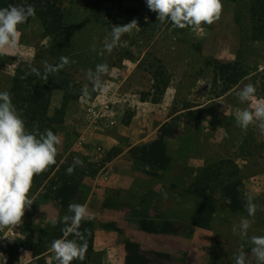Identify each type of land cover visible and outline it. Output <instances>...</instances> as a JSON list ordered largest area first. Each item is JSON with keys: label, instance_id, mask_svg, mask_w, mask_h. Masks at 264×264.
Wrapping results in <instances>:
<instances>
[{"label": "rangeland", "instance_id": "obj_1", "mask_svg": "<svg viewBox=\"0 0 264 264\" xmlns=\"http://www.w3.org/2000/svg\"><path fill=\"white\" fill-rule=\"evenodd\" d=\"M254 2L222 0L213 24L177 28L159 22L145 0H57L51 2L59 9L57 23L46 7L18 25L17 46L0 53V91L9 92L27 131L50 129L60 144L56 162L32 178L33 203L22 224L0 231V264H58L51 243L62 238L68 205H85L96 177L118 156L137 177L136 220L152 203L157 215L180 227L213 210L220 224L246 218L257 226L254 235L264 236V131L255 124L243 131L236 123V113L264 101V39L252 27ZM132 21L118 47L98 55L113 26ZM61 57L70 63L45 79L43 65H59ZM103 63L109 72L96 73ZM89 69L108 91L93 89ZM247 84L256 93L241 103L237 93ZM74 158L83 166L69 175ZM249 192L254 217L247 215ZM91 225H80L87 252L72 264L103 263ZM144 261L172 263L155 255Z\"/></svg>", "mask_w": 264, "mask_h": 264}, {"label": "clouds", "instance_id": "obj_2", "mask_svg": "<svg viewBox=\"0 0 264 264\" xmlns=\"http://www.w3.org/2000/svg\"><path fill=\"white\" fill-rule=\"evenodd\" d=\"M145 3L150 11L157 14L159 22L162 24L170 22L177 28L211 25L220 19L222 12V0H145ZM34 15L35 9L31 5L0 8V53L17 46L18 25L26 23L29 17ZM134 23L135 21L114 25L110 32V40L104 42L98 55L102 56L105 52L111 54L113 49L118 47L122 35L132 30ZM92 50L96 51L95 45ZM69 63L67 57H61L59 65L45 63L44 78ZM32 71L40 75L36 68ZM95 71L98 74H107L109 67L106 63L97 64ZM87 78L92 80L94 90L108 91L97 80L92 79V69L88 70ZM82 92L85 96L88 95L87 86ZM255 93L256 88L252 84H247L238 91L237 96L241 103H250ZM236 123L243 131H247L249 126L254 124L264 131V101H257L251 109L246 108L236 113ZM59 144L60 138L50 129L43 133L27 131L9 92L0 91V231L22 224L26 208L33 203L28 197L32 178L56 162ZM77 166L82 167L83 161L74 158L67 173L72 174ZM245 196L247 215L254 217L257 212L254 197L250 192L245 193ZM68 211L71 215H65L60 220V223L65 225L62 229V238L51 243L58 264H72L74 260L83 262L88 247L85 236L79 229L82 221L91 220L93 217L81 204H69ZM52 223L56 224L57 220H52ZM249 228L250 221L242 218L238 225H233L232 231L249 240L252 245L251 255L256 264H264V236L253 235L248 238ZM69 236L73 238L68 239ZM235 264H251L243 248L235 256Z\"/></svg>", "mask_w": 264, "mask_h": 264}, {"label": "crops", "instance_id": "obj_3", "mask_svg": "<svg viewBox=\"0 0 264 264\" xmlns=\"http://www.w3.org/2000/svg\"><path fill=\"white\" fill-rule=\"evenodd\" d=\"M122 157L104 166L84 205L96 222L94 247L102 252V264H129L128 242L136 244L138 252L146 257H167L171 264H232L241 248L248 258L247 239L232 231L233 225L240 221L220 224L214 216L207 227H180L178 221L157 215L153 203L136 220L133 210L138 200L131 194H137V177L132 166L122 162ZM146 196L145 192L141 194L142 198ZM143 220L153 223L152 226H144ZM255 225L248 229V236L256 234Z\"/></svg>", "mask_w": 264, "mask_h": 264}, {"label": "trees", "instance_id": "obj_4", "mask_svg": "<svg viewBox=\"0 0 264 264\" xmlns=\"http://www.w3.org/2000/svg\"><path fill=\"white\" fill-rule=\"evenodd\" d=\"M56 2L57 0H10L8 2L5 3H0V7L1 8H7L9 6H28L31 5L32 7H34L35 11H40L43 12V9H45L46 7L48 8V10H50V12L52 11V17H53V23H57L58 22V18L60 15H58V8H55V5L52 4L51 2ZM251 14H252V18H253V30L256 33L255 36L257 39H264V0H255L254 5L251 9ZM30 18V17H29ZM55 19H57V21L55 22ZM29 19L27 20L26 23H28ZM61 23V22H60ZM154 155V154H153ZM152 156V160H154L155 158H153ZM215 211L213 212L210 211L208 215H210L207 219L202 220L201 222H196L194 223V225H199V226H203V227H207L210 224V221L212 219V215L214 214ZM91 220L88 221H82L81 224H89L91 225ZM93 223V222H92ZM144 226L148 227V226H152L153 223L147 222L146 220H143L141 222ZM86 228L83 227V230H85ZM84 232V231H83ZM92 235H94V227H90V234L89 237ZM86 236H88V233L86 234ZM128 250H129V264H147L146 261H144L143 263H141L140 261L143 260L146 255L139 253L138 252V248L137 245L134 243H130L128 242Z\"/></svg>", "mask_w": 264, "mask_h": 264}]
</instances>
